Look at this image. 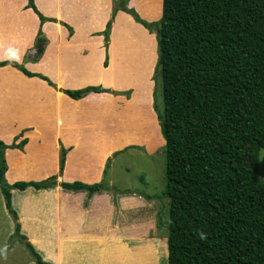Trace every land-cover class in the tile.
Instances as JSON below:
<instances>
[{
  "label": "trees",
  "instance_id": "1",
  "mask_svg": "<svg viewBox=\"0 0 264 264\" xmlns=\"http://www.w3.org/2000/svg\"><path fill=\"white\" fill-rule=\"evenodd\" d=\"M114 12L101 32L108 48L113 19L119 10L155 32L158 62L153 79L162 82L163 106L156 101L165 139L166 189L169 219L159 223L168 230V264H264V181L260 179V152L264 148V0H163L162 17L142 19L128 7L129 0H113ZM28 6L45 17L29 0ZM65 24V23H64ZM70 33L73 28L65 24ZM47 44L42 30L35 40L39 59ZM108 66V54L104 62ZM29 77H39L56 89L46 75L32 72L12 60ZM73 99L90 92L119 94L101 85L59 89ZM126 95L130 91L125 92ZM23 132L19 135L23 136ZM8 144L0 138V190L15 222L5 256L20 240L36 264L44 259L22 232L13 205V190L85 191L88 196L109 190L103 179L86 183L58 181V174L42 180L6 178V150H23L28 137ZM71 147L61 143L59 171L63 173ZM111 164L108 158L104 175ZM153 198V197H149Z\"/></svg>",
  "mask_w": 264,
  "mask_h": 264
},
{
  "label": "crops",
  "instance_id": "2",
  "mask_svg": "<svg viewBox=\"0 0 264 264\" xmlns=\"http://www.w3.org/2000/svg\"><path fill=\"white\" fill-rule=\"evenodd\" d=\"M34 2L45 17L55 19V21L48 20L42 23L39 15L28 6L29 0H0V61H16L32 72L46 75L58 89L39 77L27 76L20 69L11 65L0 66V127L9 128L16 124L15 127L19 132L24 131L23 135L29 139L23 150L14 148L20 159L18 160L19 167L16 166V170H13V178L11 177L12 165L9 158L11 148L6 150L8 162L6 178L10 183H14L19 180H42L48 176V174H44V171L40 172L45 167V161H42L43 159L30 160V158L27 160L30 153L29 155L26 153L32 150L33 134L37 137L40 134L37 145L41 149L44 144L41 140V132L47 133L50 130L62 140L65 146L71 147L67 154L61 181L99 182L103 177L107 157L102 159L97 167H93L90 160L81 159L77 162L78 170L74 173L70 171L69 158L73 152L77 151L74 147L76 145L77 148L82 146L83 151L91 145H96L93 143L95 140H87L86 133L95 132V130L104 131L103 118H106V113L111 112L113 115L119 112L120 114L121 106H123L121 96L108 92H90L81 99H73L59 89H78L102 84L119 92V90L129 87L131 84L128 82V78L127 80L124 78L122 83L119 79L128 66L125 65L121 68L120 65L134 56L131 53L133 50L125 49L126 44L123 42H121L119 50L115 49V45L117 35L123 34L124 28L129 24L128 18L133 19V17L122 10L116 13L106 49L105 37L101 32L106 29L108 21L113 16V0H34ZM129 4L131 7L136 6L138 12L150 21H156L162 17L163 0H130ZM157 4H159V10ZM141 6L148 8V11L144 12L145 14L141 11V8H144ZM64 23L73 28L72 34ZM40 30L45 34L47 44L43 55L35 60L34 44ZM126 37L130 40L128 35ZM141 49H143L141 53H145L141 67H145L150 60V54L147 47ZM107 54L108 66H105ZM121 55L122 61L118 58ZM150 107L152 109L151 101ZM152 111L153 119L157 120L153 109ZM114 124V122H110V127L107 130L114 132L117 129ZM72 136H75L77 140L69 138ZM6 137L7 134L0 133V138L7 142ZM163 142H165L164 139ZM37 169L38 171H36ZM34 171L36 172L34 173ZM69 171L70 175H68ZM46 192L42 193L41 199L52 200L48 206L49 209L51 208V214L49 213L46 219L45 215L41 216L44 223L49 225L48 233L46 236H41V239L50 240L52 239L51 233L64 230L65 253H67L69 242H85L87 239H94L99 244H105L104 240L107 242L112 239L120 241V229L123 225L121 223L127 221L114 219V216L120 214V211L125 214L128 211H133L131 202L142 199L138 195L119 196L115 202L117 204L114 203V208L110 206L106 210H100L96 209L95 205L103 204L101 200L104 191L90 197L85 191H68L58 186L55 189L46 190ZM28 196L26 195L25 199H28ZM86 198H88L87 202L83 204ZM34 199L37 200V197ZM4 205L6 207V204ZM32 206L35 207L36 204L33 203ZM123 206L127 209H124ZM38 207L41 208L42 205ZM6 210L8 211L7 207ZM138 220L134 216L129 225L134 227ZM19 221H21L20 215ZM20 223L24 233V223ZM139 224L147 226V229L150 227V223L146 219L140 221ZM91 229H98V232L104 230L109 235L106 237L90 235L88 231ZM13 232L12 227L10 231L5 232L6 235L4 233L5 237L3 235V245L0 246V250L8 245L7 241ZM27 237L35 245L36 239ZM17 245L18 242H14L9 252L0 257V264H7L8 261L21 264L20 259L18 261L10 259L11 254L18 251ZM126 257L123 256V259L126 260ZM51 260L53 263L59 264V259ZM34 261V259H30L29 262L23 264H36ZM122 262L124 261L120 259V264ZM65 264H75V262L72 259H65ZM76 264H102V262L94 259H82V262L76 261Z\"/></svg>",
  "mask_w": 264,
  "mask_h": 264
},
{
  "label": "rangeland",
  "instance_id": "3",
  "mask_svg": "<svg viewBox=\"0 0 264 264\" xmlns=\"http://www.w3.org/2000/svg\"><path fill=\"white\" fill-rule=\"evenodd\" d=\"M157 6L159 10V4ZM128 7L133 8L142 19L150 21L138 12L136 6L133 5L131 7L128 2ZM141 7H144L141 8V11L145 14L144 12H147L148 8L146 6ZM132 17L133 19L128 18L129 24L124 28V31L122 30L123 34L117 35L115 45V49L119 50L121 42H123L126 44L124 46L125 49L133 50L131 53L134 55L128 58L127 61L124 60L126 62H122L120 65L121 68L125 65L128 66L124 69L122 77H119L121 83L124 78L126 80L128 78V82L131 84L129 87L119 90L118 95L121 96V104L123 105L121 106L120 114L119 112L113 115L111 112L106 113V118H103L104 131L95 130V132H89L85 135L88 141L90 139L95 140L93 143L96 145H91L84 151L82 146H78L79 148H77V145L74 146L77 151L73 152L74 154L70 153L69 162L70 171L74 173L78 170L77 162L81 159L90 160L93 167H97L105 157H107L106 162L108 158H111L107 174L104 175V168L101 179V181L105 179V182L109 185V190L104 191V196L101 200L103 204L95 205L96 209L106 210L110 206L114 208L119 196L138 195L142 199L131 202L130 205L134 208L133 211H128L125 214L118 209L121 213L114 216V219L127 221L121 223L123 225L120 229V241L117 239H112L108 242L104 240L105 244H99L94 239H87L85 242H69L67 253H65L66 240L64 230H57V232L51 233L52 239L50 240L41 239V236H46V233H48L47 229L49 230L48 223H44L41 216L45 215V219L49 216L51 208L49 209L48 206L52 203L50 199H41L42 193H47L46 190H35L33 188H28L26 191L13 190V204L21 216L20 222L24 223L23 231L27 236L36 239L34 243L47 261L59 259V264H65V259H72L76 264V261L82 262V259H94L95 261H101L102 264H120V259H122L124 261L122 264H168V230L158 226L159 223L168 221L170 207L169 198L163 193L167 183L165 142H163L164 137L161 125L154 108L155 88L157 89L156 101L161 107L163 106L162 82L156 84L153 79L158 62V45L155 32L149 31L144 25L137 22L133 15ZM127 35L130 40L127 39ZM143 47H147L150 54V60L145 67H141L143 65L141 63L144 59L143 56H145L144 52L141 53L143 50L141 48ZM118 58L122 61V55ZM127 91H130L129 95L125 94ZM150 101L157 120L153 119ZM110 122H114V125H116L117 129L114 132L107 130L110 127ZM15 125L13 124L9 128L0 127V133L3 135L7 134L6 143L13 142L17 136L16 142H20L26 137L18 135L20 132ZM11 135H13L12 138ZM39 136L37 137L33 134L32 150L30 152L27 151L26 154L29 155L30 153L27 160L29 158L30 160L43 159L45 167L40 172L44 171V174H48L47 177L58 174L57 180H63V173L60 174L59 171L62 140L50 130L47 133L41 132V140L44 144L39 149L37 145ZM69 138L77 140L75 136ZM9 158L12 165L11 177L13 178V170H16V166L19 167L18 160L20 159L16 149H10ZM260 158V179L264 181V148L261 149ZM70 171L68 175H70ZM26 195H29L28 199H25ZM34 197H37V200ZM87 199L84 200L83 204L87 202ZM145 201L146 203L144 204ZM33 203L36 204L35 207L32 206ZM4 204V197L0 192V246L3 245L2 238L4 233L8 230L10 231L12 227L14 229L15 223ZM39 205H42V207L39 208ZM123 207L127 209L125 206ZM134 216L139 220L132 227L133 225L129 224L133 221ZM145 219L150 223L149 229H147V226L139 224L140 221H145ZM97 222L100 223V221ZM88 232L90 235L94 234L104 237L109 235L104 230L98 232V229H91ZM117 232L119 234V229ZM117 232H115L116 235H118ZM143 236L146 238H142ZM16 241L19 248L17 252L11 254L10 259H15V261L20 259L21 264L29 262L30 259L35 260L24 244L20 240ZM7 242L9 243V239ZM123 256H127L126 260L123 259ZM7 264H14V261H8Z\"/></svg>",
  "mask_w": 264,
  "mask_h": 264
}]
</instances>
